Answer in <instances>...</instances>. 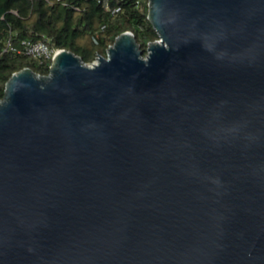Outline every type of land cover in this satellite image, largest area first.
<instances>
[{"label":"water","instance_id":"obj_1","mask_svg":"<svg viewBox=\"0 0 264 264\" xmlns=\"http://www.w3.org/2000/svg\"><path fill=\"white\" fill-rule=\"evenodd\" d=\"M148 7L6 83L0 264H264V0Z\"/></svg>","mask_w":264,"mask_h":264},{"label":"trees","instance_id":"obj_2","mask_svg":"<svg viewBox=\"0 0 264 264\" xmlns=\"http://www.w3.org/2000/svg\"><path fill=\"white\" fill-rule=\"evenodd\" d=\"M149 0H0V100L11 76L25 68L45 76L51 61L6 52L8 40L47 41L52 48L68 50L90 64L107 56L124 32H132L144 55L159 39L148 20Z\"/></svg>","mask_w":264,"mask_h":264},{"label":"built area","instance_id":"obj_3","mask_svg":"<svg viewBox=\"0 0 264 264\" xmlns=\"http://www.w3.org/2000/svg\"><path fill=\"white\" fill-rule=\"evenodd\" d=\"M6 52H13V53H19V54H25L33 58L37 61H51L54 59L56 54L60 51L59 49L52 48L47 41H30V40H20L19 43L16 45L13 44L11 41V38L8 40L6 47ZM143 57L147 58L146 55H143ZM97 61H94L95 63ZM90 64V65H93Z\"/></svg>","mask_w":264,"mask_h":264},{"label":"bare ground","instance_id":"obj_4","mask_svg":"<svg viewBox=\"0 0 264 264\" xmlns=\"http://www.w3.org/2000/svg\"><path fill=\"white\" fill-rule=\"evenodd\" d=\"M98 64V62H95V63H93V65L92 66H95V65H97Z\"/></svg>","mask_w":264,"mask_h":264},{"label":"rangeland","instance_id":"obj_5","mask_svg":"<svg viewBox=\"0 0 264 264\" xmlns=\"http://www.w3.org/2000/svg\"><path fill=\"white\" fill-rule=\"evenodd\" d=\"M147 56H148V52H147ZM97 58H98V57H97ZM97 58H96L94 61H97ZM94 61H93V62H94ZM93 62H92V63H93ZM92 63H90V64H92Z\"/></svg>","mask_w":264,"mask_h":264}]
</instances>
